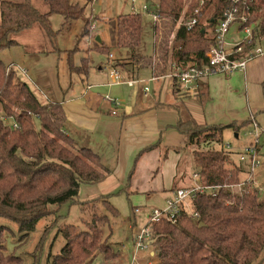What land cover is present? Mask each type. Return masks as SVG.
Wrapping results in <instances>:
<instances>
[{
    "label": "trees",
    "instance_id": "trees-1",
    "mask_svg": "<svg viewBox=\"0 0 264 264\" xmlns=\"http://www.w3.org/2000/svg\"><path fill=\"white\" fill-rule=\"evenodd\" d=\"M95 1L86 0L90 3ZM201 1L205 2L201 7L204 18H200L193 30L177 28L172 50H165L163 59H159L154 67V74L159 72L157 77L165 76L174 63L183 67L196 64L202 68L207 65L206 54L216 42L215 24L231 0H159L156 12L176 28L180 17L184 13L192 15ZM47 2L48 13L39 12L32 0H5L0 3V52L17 44L10 38L12 34L37 24L52 31L50 17L53 13L74 21L85 16L83 0ZM246 5L252 11L249 22H258L254 30L259 27L264 33V0L248 1ZM155 23V49L158 50L159 27L158 22ZM88 26L85 35L90 33ZM116 28L117 47L126 50L130 58L115 59L103 42L96 47L108 53L109 60L113 61L109 67L106 66L110 72V83L126 80L121 71L138 72V50L144 31L142 14L134 11L121 14ZM250 48L248 46L246 51ZM76 51L77 48L68 51V60L72 68L87 76L93 67L89 54L92 49L86 51L87 55L78 67L72 61V54ZM243 55L236 56L241 58ZM8 67L0 59V219L16 223L21 238H27L44 217L53 216L58 222L64 216L61 213L63 205L80 203L81 185L102 182L111 170L103 164L97 152L78 143L66 131L67 114L63 103L50 99L42 101L27 83L15 78L19 70H8ZM116 71L121 78L115 79L111 75ZM171 83L179 92L178 79L174 78ZM197 84L198 97L202 102L207 101L210 95L208 79L201 78ZM5 119L15 120L19 128L6 126ZM180 120L179 130L186 137L185 148L189 149L194 172L189 175L184 172L177 177L173 191L191 187L196 182L208 186L242 183L244 170L240 164H230L232 151L225 147L223 132L226 126L199 124L192 118ZM148 150L150 148L137 156L128 183L141 156ZM254 183L246 184L241 194L230 191H221L214 197L199 194L193 201V211L199 214V218L183 211L177 225L169 222L154 224L158 239L153 250L159 264H264V200L259 199ZM82 204L85 208L90 203ZM104 204L113 215L118 214L111 201L106 199ZM54 224L49 227H54ZM82 224H68L59 229L66 244L59 255L51 256V264H91L100 253L108 259L116 256L109 243L113 235L110 216L95 213L91 221L84 220ZM9 227L8 233H11ZM2 231L0 264H23L21 256L7 251Z\"/></svg>",
    "mask_w": 264,
    "mask_h": 264
},
{
    "label": "rangeland",
    "instance_id": "rangeland-1",
    "mask_svg": "<svg viewBox=\"0 0 264 264\" xmlns=\"http://www.w3.org/2000/svg\"><path fill=\"white\" fill-rule=\"evenodd\" d=\"M3 1L5 0H0V3ZM10 1L20 2L25 0ZM132 1L97 0L90 3L83 0L82 3L86 6L85 16L76 21L66 20L64 16L53 13L50 17V29L52 31L49 32L37 24L31 29L21 31V33L12 34L10 38L15 40L17 44L9 46L6 50L0 52V59L6 65L15 64L17 70L18 66L24 68L27 74L17 71L15 78L22 83H27L42 101L50 99L53 102L63 103V101L79 98L82 96V90L87 80L94 82L97 75H100L101 79L102 77L108 79L109 70L104 68L106 66L109 67L108 64L113 61L109 60L108 53L96 48L98 37L101 38L103 44L109 47V51H111L115 59L130 58L126 50L117 47L116 25L121 14H129L134 11L132 9ZM158 2L159 0L136 1V12L142 14L144 28L142 45L138 50L140 53V64L137 65V69L139 71L147 68L150 70L154 69L159 59H163L162 56L166 52L165 50H172L174 45L172 41L174 40L177 26H175L176 28L172 27L167 18L161 17L158 22L159 32L157 35V42L160 45L158 50L155 49L154 26L156 23L154 12L152 11L156 8ZM32 3L39 12H49L47 0H32ZM145 4L150 11L143 10ZM1 18L0 12V23ZM87 24L91 30L90 33L85 35ZM237 29L238 25L235 26L234 31ZM75 48H77V51L72 54V61L76 67L82 65L81 59L87 55L86 51L89 48L92 49L89 54L93 67L89 71V79L83 73L78 72L76 68H72V63L68 60V51ZM154 49L156 50L155 52ZM100 65L104 67L101 71L98 69ZM156 73L158 74L159 72L157 71ZM151 75L149 71L142 78L148 79ZM129 77L131 76L129 75ZM155 83L148 82L147 84L153 90ZM125 88L126 90L128 89V87ZM66 129L71 132L70 126H67ZM251 131L250 127L243 129L239 139L236 138L235 133L228 132L225 135V147L228 142L231 143V165L239 166L240 156L238 152L243 151L245 146L255 141V135ZM79 143L84 145L81 141ZM259 149L261 165L252 174V178L255 181L253 186L259 193V199L264 200V135L260 137ZM158 150H160V147ZM188 150H186L185 146L181 149V153L185 154L183 162L188 173L183 171L180 175L184 172L187 173L186 175L194 172L192 158L188 155ZM103 152H105V160L103 162L106 163L110 170L114 171L116 166L115 149L109 147L107 151ZM161 164L162 162L159 166ZM243 165L246 168L248 167L247 162H244ZM250 176L251 172L244 170L241 181L245 182ZM141 177H145V175H141ZM155 181H158V186L163 185L161 179L156 177ZM143 182L148 184V180ZM81 186L78 196L80 203L63 205L61 213L64 216L60 217L58 222L53 216L44 217L36 228L29 233L27 238H21L16 223L0 219V230H4L2 233L6 237L7 251L21 256L23 264H51V256L59 255L62 247L66 244V239L59 232V229L68 224L83 225L84 220L91 221L96 213L108 215L111 218L113 235L109 243L116 256L108 259L104 257L103 253H100L91 264H159L156 254L151 256L147 251H139L135 261H133L135 254L133 239L137 231L149 223L152 213L156 209L163 207L166 197L171 196L172 192H168L167 196L159 192L149 197L144 192L141 193L134 190L133 187H130L127 180H123L117 173L111 175L109 179L107 178L104 183L83 184ZM106 199L111 201L117 208V215H113L105 206ZM82 203L90 204L84 208L85 204ZM136 208L139 209L138 212H135ZM51 224L55 226L50 228ZM3 226L6 228L4 229ZM9 226L11 227V233H8L7 227ZM151 252H155V250Z\"/></svg>",
    "mask_w": 264,
    "mask_h": 264
},
{
    "label": "crops",
    "instance_id": "crops-1",
    "mask_svg": "<svg viewBox=\"0 0 264 264\" xmlns=\"http://www.w3.org/2000/svg\"><path fill=\"white\" fill-rule=\"evenodd\" d=\"M102 69L100 66L99 71ZM149 71L152 75L143 79L142 76ZM121 72L126 81L110 83V72L107 74L108 79H101L97 75L96 81H86L81 97L63 101L67 114L66 124L70 126L71 132L66 131L78 143L81 141L94 149L102 162L105 160L103 151L109 147L115 149L116 166L114 171L111 169L108 179L117 173L128 182L137 156L144 149L150 148L141 156L129 182L130 187L149 197L159 192L167 196L168 192H172L174 181L186 171L184 155L181 153L186 137L179 130L180 119L183 118H192L199 124L226 126L224 137L231 132L236 134L237 139L241 137L243 129H253L250 119L252 122L254 119L264 135L263 57L250 62L245 71L211 76L208 79L210 95L205 102L200 100L197 92H176L171 81L163 76H158L157 81H151L153 76H157L154 69L138 70L136 74L127 70ZM89 73L83 75L89 79ZM132 80L137 82L130 86L128 82ZM148 82L156 83L154 91L149 87L150 92L146 96L144 88L149 86ZM107 95L115 103L109 102ZM241 152H238L239 156ZM240 165L243 170H249L243 163L240 162ZM156 177L162 180L163 185L158 186V181L154 182ZM147 180L148 184H144L143 181ZM149 253L151 256L155 254Z\"/></svg>",
    "mask_w": 264,
    "mask_h": 264
},
{
    "label": "built area",
    "instance_id": "built-area-1",
    "mask_svg": "<svg viewBox=\"0 0 264 264\" xmlns=\"http://www.w3.org/2000/svg\"><path fill=\"white\" fill-rule=\"evenodd\" d=\"M136 1H132V9L136 12ZM250 1L253 3L254 0H231L230 5L225 8L223 16L216 22V28L214 31L215 40L207 52L208 63L204 67L200 68L196 64L194 66L183 67L174 63L170 68L169 72L163 76L166 80L178 79L179 81V92L186 93H198V80L201 78L209 79L211 76L217 74H232L235 72L245 71L250 62L256 60V58H264V33L259 27L255 31V27L258 22H249V17L251 16V9L246 3ZM204 1H201V5L195 9L192 15L184 13L183 16L177 21V28H186L187 30H193L194 27L200 22V18H204L202 6ZM157 8V6H156ZM156 8L152 11L154 12L155 22L160 21V16L156 12ZM144 11H150L149 7L145 4L143 7ZM208 17H205L207 20ZM238 25V29L234 31L235 26ZM251 46L249 51L246 48ZM244 54L243 57L238 58L236 55ZM18 66V65H16ZM19 72L22 74H27L24 68L18 66ZM15 68V64L9 65L8 70ZM111 75L116 79L121 78V75L116 72H112ZM159 77L153 76L151 81H157ZM126 80H121L117 82H124ZM137 81H129L128 84L132 86ZM90 88V87H89ZM144 90L147 92L148 96L150 89L149 86L145 87ZM106 99L115 103V100L107 95ZM117 113L116 111L114 112ZM2 116L0 115V118ZM4 123L6 126H11L13 129H18L19 125L15 120L5 119ZM253 129L251 133L255 135V141L244 147V150L240 153V162L248 163L249 171L251 176L245 180V182L239 184H217L214 186L204 185L201 182H196L193 186L178 189L172 192L171 196H167V200L163 207L156 209L150 218L147 225L141 228L134 235L133 247H135V254L133 261H135L136 256L139 251L151 252L154 249V244L158 239V235L154 228V224L166 222L172 225H177L180 222V218L183 215V211L189 215H193L195 218H199L198 213L193 211V201L197 199L199 194H207L214 197L217 193L221 191L232 192L236 194H241L246 184L254 181L252 174L260 167L261 161L259 160V144L260 137L263 135L260 130L258 122L253 119L252 122ZM231 145L228 143L226 149H230ZM198 177V176H196ZM139 209L136 208L135 212Z\"/></svg>",
    "mask_w": 264,
    "mask_h": 264
},
{
    "label": "water",
    "instance_id": "water-1",
    "mask_svg": "<svg viewBox=\"0 0 264 264\" xmlns=\"http://www.w3.org/2000/svg\"><path fill=\"white\" fill-rule=\"evenodd\" d=\"M101 41H102L101 38L98 37L97 42L100 43ZM237 137H238V135H237Z\"/></svg>",
    "mask_w": 264,
    "mask_h": 264
}]
</instances>
